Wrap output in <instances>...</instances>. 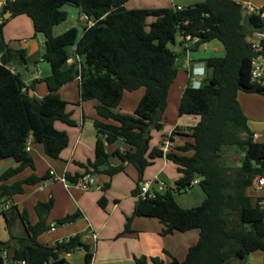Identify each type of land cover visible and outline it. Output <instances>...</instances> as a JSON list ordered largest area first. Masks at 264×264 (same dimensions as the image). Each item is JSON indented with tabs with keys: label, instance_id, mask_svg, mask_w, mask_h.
<instances>
[{
	"label": "trees",
	"instance_id": "1",
	"mask_svg": "<svg viewBox=\"0 0 264 264\" xmlns=\"http://www.w3.org/2000/svg\"><path fill=\"white\" fill-rule=\"evenodd\" d=\"M128 0H12L4 7L12 17L26 15L33 21L36 34L45 38L43 60L52 67V75L45 79L49 93L41 100L29 96V90L20 72L12 66L27 65L25 50L11 48L0 32V159L12 158L17 167H10L0 175V201H11L25 193L26 186L46 181L48 175L28 178L7 184L11 178L35 162L29 152L33 139L45 148L46 154L60 159L70 145L66 131L57 128V122L77 126L69 103L59 89L80 80L81 101L96 100L97 131L96 157L88 164H80L86 172L103 174L110 178L123 172L125 163L132 164L143 181L146 169L157 157H164L178 167L180 177L176 192L185 193L199 180L205 195L203 203L194 208H183L175 200L172 190L156 192L155 197H139L141 185L133 194L138 198L133 217L158 219L164 228L162 236L175 232L199 230V240L184 260L170 255L169 264H232L245 263L253 252L264 254V194H256L254 181L264 176V143L253 140L254 132L248 125L241 102L240 91L264 95V87L251 83L253 58L264 53L255 52L250 41L256 32L264 34V17L248 14L236 0H203L176 10L128 9ZM66 5L79 8L92 21L84 34L78 37L76 29L55 36L54 28L68 18ZM0 15V29L9 21ZM187 42L192 51L208 42L222 43L224 56L204 59L212 76L201 87L187 86L179 104V115L198 116L200 121L187 133L176 129L174 135L186 134L193 142H186L166 155L155 147L150 152L152 130L163 128V114L168 107L172 85L178 78L181 59L186 51L176 50L177 37ZM198 39L197 42H194ZM173 45L174 47H170ZM77 59L68 66L69 50ZM141 88L145 94L138 103L135 115L116 112L125 92ZM124 142L131 150L113 153L121 160L110 162L107 144ZM163 143V141H162ZM161 143V144H162ZM192 155H187L188 153ZM232 153L230 155V153ZM241 156L239 162L230 160ZM241 163V165H239ZM80 175H67L76 182ZM110 184L104 185V192ZM255 199V200H254ZM54 199L39 202L35 209L39 221L32 224L27 210L21 213L26 238H17L12 232L9 242L0 240V251L14 249L15 258L28 264H73L63 254H71L82 247L83 264H91L93 254L89 245L81 242L80 235L49 245L39 237L50 230L48 216ZM99 205L105 208L107 199L101 197ZM80 212L67 215L56 222L64 225L75 222ZM133 217L127 219L125 230L118 238L132 233ZM18 240V246L11 243ZM136 264H149L145 256L135 259ZM155 264L161 263L153 258ZM0 264H3L0 258Z\"/></svg>",
	"mask_w": 264,
	"mask_h": 264
},
{
	"label": "crops",
	"instance_id": "2",
	"mask_svg": "<svg viewBox=\"0 0 264 264\" xmlns=\"http://www.w3.org/2000/svg\"><path fill=\"white\" fill-rule=\"evenodd\" d=\"M245 1L257 7L264 5V0ZM177 6L184 8V6L177 4L175 0H128L125 4L128 9H161ZM6 12H4V9L2 10L0 14L2 19ZM5 20L9 21L0 29L4 39L11 48L25 50L27 54L26 67L20 65L12 66V71L22 74L27 89L33 91L36 100L41 101L49 93V87L45 79L53 73L51 65L43 60L45 38L35 33L33 21L26 15L14 18L11 15ZM84 23L87 26V22ZM71 27L70 24L69 26H61L60 24L54 28V35L59 36ZM83 34L84 31L80 38ZM182 42L183 39L181 37L177 41L176 50L182 51L185 48H189L187 43L181 46L180 43ZM75 50V47L69 50L71 58L67 63L68 66L77 59L73 55ZM224 54L225 49L222 43L217 40L201 45L196 51L190 49L186 51L185 56L181 59L184 79H182V84L179 85L175 96L171 95L173 96L172 101V97H169L168 107L163 114V128L160 130L154 129L151 132L152 140L149 152L155 147L160 148L162 141L170 138L176 129H179L182 133H187L189 131L188 128L198 124L200 121L198 116L179 115L180 99L185 88L191 82H198L209 77V70L203 60L214 56H224ZM241 93L244 92H239L238 99L240 102ZM59 94L70 104L68 110L72 112L73 118L78 125L71 127L57 122V128L66 131L70 138V145L62 152L60 159L49 157L43 145L30 139L29 152L34 159L35 169L28 167L6 183L12 184L24 180L32 174H36L39 177L48 175V178L40 184L26 186L25 193L14 196L11 201L5 203L0 201V222H4L3 226L6 227V231L9 233V239L3 242L10 241V231L17 238H26L27 235L24 224L22 225L21 213L27 210L29 219L34 225L39 221V216L35 209L36 205L39 202L47 203L54 199L53 208L48 216L51 228L39 237V242L41 243L55 245L57 242L66 241L70 237L80 235L81 242L89 245L93 254L92 264H136L135 259L142 256L149 259V264H155L152 262L153 258H159L161 260L159 264H169L171 257L165 251H168L171 256L181 261L184 260L189 249L198 242L199 230L175 232L168 236H162L161 232L164 225L158 219L133 217L138 201L133 191L137 188V185L160 180L165 182V189L158 191L156 186H152V191L165 192L169 189L176 191L175 183L180 177L177 165L168 160L166 156L157 157L153 160V164L146 169L143 181L140 182L137 169L132 164H125V170L112 178L103 174L96 175L97 184L101 186L102 190L94 188L85 192L75 186L66 184L62 180L63 178H66L67 175L72 177L82 175L86 172V168L80 166V164H88L90 161L95 160L97 131L94 121L99 118L96 111L98 101H81L79 79L61 87ZM144 94L145 89L142 88L135 92H125L116 112L135 115L136 107ZM248 119L250 129L254 133H260V128L264 124L261 121L257 122L252 119L251 116H248ZM172 141L174 143L172 151H177L178 147L183 146L186 142H193V139L186 134H178L173 136ZM118 148L121 152L131 150V147L124 142L114 145L107 144V152L111 155L110 162L113 165L121 163V160L113 155ZM192 154L191 152L187 155ZM230 159L237 163L241 156L232 155ZM17 166L18 163L12 158L0 159V175L8 168ZM105 184H110V187L104 192ZM195 186H199V180L194 182L192 188L194 189ZM193 189L188 190L186 195L195 196L193 203H197V206H184L175 197L176 202L181 207L194 208L203 203L205 199L203 192L201 191L202 194L198 191L194 192ZM101 197L107 199L105 208L99 205ZM6 205L7 208L5 209ZM76 212H80V216L75 222L64 225L57 224L56 221L58 219ZM129 217H133L131 223L133 232L118 238L124 232ZM20 227L23 228V232ZM95 235L96 237H94ZM18 242V240H14L11 246H18ZM10 250L14 252L13 248ZM85 255V251L79 246L73 253L63 254L62 257H65L73 264H83ZM74 257L75 261H73ZM232 264L241 263L235 261ZM243 264H264V254L259 251L253 252Z\"/></svg>",
	"mask_w": 264,
	"mask_h": 264
},
{
	"label": "built area",
	"instance_id": "3",
	"mask_svg": "<svg viewBox=\"0 0 264 264\" xmlns=\"http://www.w3.org/2000/svg\"><path fill=\"white\" fill-rule=\"evenodd\" d=\"M12 0H2L0 1V14L4 7ZM242 9L245 10L248 14H257L264 17V5L261 7H257L255 5H252L251 3L245 1V0H236ZM176 10H181L182 7L177 6L174 7ZM82 21H87V26H92L94 23L90 21L87 16H84L82 18ZM264 38V34L260 32H256L252 35L250 38V41L253 44V49L255 52H262L263 48L261 45V40ZM191 39L190 36L186 38V43ZM184 40V39H183ZM198 39H195L194 42H197ZM188 44V43H187ZM250 81L252 84L257 85L259 87H264V53L256 56L253 58L251 63V78ZM264 138V133H254L253 140L255 142H261V139ZM174 147L173 141L168 138L163 141V143L160 146L161 151L166 155L167 153L171 152ZM63 182L66 184L75 186L76 188L82 190V191H90L92 189H98L102 190L101 186L97 184L96 175L91 172H85L76 182L68 181L66 178L62 179ZM152 186H156L158 191H163L165 189V182L163 181H152L149 183H142L141 184V192L139 197H155V194L157 191H152ZM254 187L258 189H264V176H259L254 181ZM261 206L264 208V201L261 203ZM7 208V205L4 207ZM96 237V235L94 236ZM0 258L3 261V264H28L27 260L25 259H19L15 258L14 253L11 250H1L0 251ZM92 264V263H91Z\"/></svg>",
	"mask_w": 264,
	"mask_h": 264
},
{
	"label": "rangeland",
	"instance_id": "4",
	"mask_svg": "<svg viewBox=\"0 0 264 264\" xmlns=\"http://www.w3.org/2000/svg\"><path fill=\"white\" fill-rule=\"evenodd\" d=\"M201 1H203V0H175V2L177 4L184 6V7L196 4V3L201 2ZM63 10L67 12L68 18L65 22H63L61 24V26L62 25H65V26L68 25L69 26V24H70L72 27L68 30L76 29L78 32V37L80 38V35L82 34V32L84 31V28L86 26V23H84V21H82V18H84L85 15H83L81 13L80 9H78L74 6H71V5L64 6ZM180 38H181V36H178L177 41H179ZM170 47H174V46L171 45ZM77 60H79V59H77ZM208 70H209V77L208 78H210L212 76V70H210V69H208ZM183 73H184V70L182 68H180L178 78L175 81V83L172 85L171 90H170L169 97H172L171 101L173 100V96H171V95L175 96V94L177 93V89L179 88V85L182 84V79H184ZM208 78L203 79V80L198 81V82H191L190 85L193 87H201L206 83V80ZM142 89H144V88H142ZM240 100H241V104H242L244 110L246 111L247 115L251 116V118L256 120L257 122L261 121L264 124V96L259 95V94H249V93L244 92V93L240 94ZM260 130H261L260 133H264V125L260 128ZM261 142L264 143V138L261 139ZM231 154L232 153H230V155ZM254 189H256L255 190L256 194H264V189H258L256 187H254ZM169 190H171V189H169ZM193 191L194 192L198 191L202 194L199 186H195ZM172 192H173L174 198L176 197L180 204H182L184 206H192V207L197 206L196 205L197 203H193V201L195 200V196L186 195L188 192H185L182 194L177 193L175 190H173ZM3 223L4 222H0V239L2 241H7L9 239V233L6 231L7 229L5 226H3ZM21 223H22V221H21ZM22 225H23V223H22ZM22 229L23 228L20 227V230L23 232L24 230H22ZM22 232H21V234H22ZM75 260L76 259L74 257L73 261H75Z\"/></svg>",
	"mask_w": 264,
	"mask_h": 264
},
{
	"label": "water",
	"instance_id": "5",
	"mask_svg": "<svg viewBox=\"0 0 264 264\" xmlns=\"http://www.w3.org/2000/svg\"><path fill=\"white\" fill-rule=\"evenodd\" d=\"M11 15L12 14L9 11H7L6 14H5V16L3 17V19H8L9 17H11ZM29 96L32 97V98H34L33 91H31V90L29 91ZM125 164L128 165L129 163L126 162ZM239 165H241V163H239Z\"/></svg>",
	"mask_w": 264,
	"mask_h": 264
}]
</instances>
